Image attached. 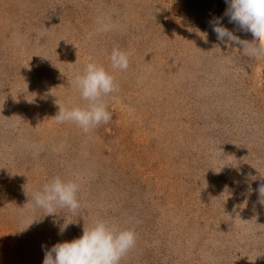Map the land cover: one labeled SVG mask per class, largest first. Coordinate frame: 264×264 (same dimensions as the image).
<instances>
[{"label": "rangeland", "instance_id": "obj_1", "mask_svg": "<svg viewBox=\"0 0 264 264\" xmlns=\"http://www.w3.org/2000/svg\"><path fill=\"white\" fill-rule=\"evenodd\" d=\"M227 8L0 0V264H43L100 219L137 234L120 264H264V54L217 39L221 17L251 41ZM114 48L127 70L111 67ZM90 62L117 90L103 97L111 120L85 132L54 116L86 105ZM55 177L78 183L77 210L36 205Z\"/></svg>", "mask_w": 264, "mask_h": 264}, {"label": "clouds", "instance_id": "obj_2", "mask_svg": "<svg viewBox=\"0 0 264 264\" xmlns=\"http://www.w3.org/2000/svg\"><path fill=\"white\" fill-rule=\"evenodd\" d=\"M224 15L231 23L245 31L251 41L243 40L224 26L222 18L210 21L217 39L226 45L239 46L247 54L256 57L264 54V0H226ZM104 30H108L105 26ZM202 36L207 41V35ZM113 69L127 70L129 55L114 48L110 55ZM57 67V66H56ZM77 83L84 106L65 108L59 105L54 117L58 122H74L85 132L111 120V113L103 103V97L117 90L114 76L103 65L88 63ZM260 192L264 195V187ZM79 185L75 181L55 177L43 189L33 194L37 206L46 209L45 215H55V208L67 207L72 211L80 207ZM37 220H32L29 226ZM28 226V227H29ZM27 227V228H28ZM67 224L60 228L61 234ZM137 234L133 229H123L117 224L100 219L83 234L72 240L55 243L45 251L43 264H120L122 258L135 246Z\"/></svg>", "mask_w": 264, "mask_h": 264}]
</instances>
